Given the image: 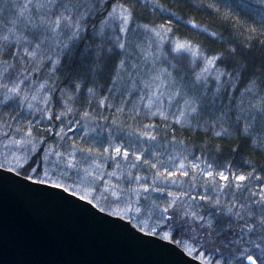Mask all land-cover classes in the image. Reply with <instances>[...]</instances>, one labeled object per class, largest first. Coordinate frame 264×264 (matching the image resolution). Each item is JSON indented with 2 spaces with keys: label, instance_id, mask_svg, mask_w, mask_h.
Masks as SVG:
<instances>
[{
  "label": "snow or ice",
  "instance_id": "6c2138e0",
  "mask_svg": "<svg viewBox=\"0 0 264 264\" xmlns=\"http://www.w3.org/2000/svg\"><path fill=\"white\" fill-rule=\"evenodd\" d=\"M259 4V36H225L213 26L234 27V6L219 0H6L0 172L115 218L159 264H264V164L213 146L264 152V62H247L264 47Z\"/></svg>",
  "mask_w": 264,
  "mask_h": 264
},
{
  "label": "water",
  "instance_id": "95a60500",
  "mask_svg": "<svg viewBox=\"0 0 264 264\" xmlns=\"http://www.w3.org/2000/svg\"><path fill=\"white\" fill-rule=\"evenodd\" d=\"M0 175H12L0 182V264H159L157 251L111 226L115 218L62 190Z\"/></svg>",
  "mask_w": 264,
  "mask_h": 264
},
{
  "label": "trees",
  "instance_id": "16d2710c",
  "mask_svg": "<svg viewBox=\"0 0 264 264\" xmlns=\"http://www.w3.org/2000/svg\"><path fill=\"white\" fill-rule=\"evenodd\" d=\"M6 0H0V6ZM164 2V0H162ZM169 5L175 3V0H166ZM219 3H230L234 7L232 10L222 8V12H228L229 17L234 25V27H230L228 24L221 25L219 23L215 24L214 28H219L220 30L224 31L225 36L229 35V32H242L245 35L248 33L249 29H256V32L253 33L255 36H259L261 31V24H260V17H259V0H247V3L253 5L254 7L250 9H236L235 5L240 3V0H219ZM146 13L145 18H151L152 13L150 9L144 10ZM192 17H195L197 20L203 19L205 23H208V19L206 16L197 13V11L192 10L186 13ZM5 15L4 13H0V16ZM238 22V23H237ZM239 40L243 41L244 36L239 35L237 37ZM202 43L208 45L210 47H215L216 45L212 44L210 40L201 38ZM248 66L252 71H257L261 68L262 62H264V47H262L257 41L252 42V48L250 54L248 56ZM10 109L0 107V115H2L5 119H7V114L10 112ZM79 130H77V134ZM179 136V133H177ZM197 143H203L200 140L199 136L196 137ZM191 143V141H189ZM219 145L223 151L221 154V158L224 160H230L232 163H237L240 158L250 159L254 163H256L257 168L260 167L261 164H264V152H262L258 147H255L251 140L246 141H221L217 140L214 142L213 146ZM238 146V148H237ZM170 147V146H169ZM236 148L237 151L235 153L232 152V149ZM199 154V153H198ZM204 243L208 244V241H203ZM216 244H219V238L216 240Z\"/></svg>",
  "mask_w": 264,
  "mask_h": 264
}]
</instances>
